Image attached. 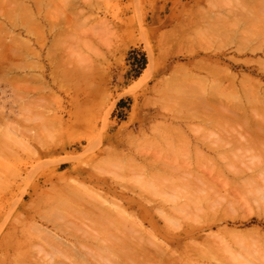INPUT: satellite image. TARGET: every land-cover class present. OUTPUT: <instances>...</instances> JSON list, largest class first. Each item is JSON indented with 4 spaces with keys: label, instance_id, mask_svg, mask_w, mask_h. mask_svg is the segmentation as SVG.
<instances>
[{
    "label": "rangeland",
    "instance_id": "rangeland-1",
    "mask_svg": "<svg viewBox=\"0 0 264 264\" xmlns=\"http://www.w3.org/2000/svg\"><path fill=\"white\" fill-rule=\"evenodd\" d=\"M4 1L0 264H264V0Z\"/></svg>",
    "mask_w": 264,
    "mask_h": 264
},
{
    "label": "bare ground",
    "instance_id": "bare-ground-1",
    "mask_svg": "<svg viewBox=\"0 0 264 264\" xmlns=\"http://www.w3.org/2000/svg\"><path fill=\"white\" fill-rule=\"evenodd\" d=\"M0 1H1V0H0ZM5 1H7V0H5ZM5 1H4V2H5ZM12 1H13V0H10V2H12ZM19 1H20V4H17V1L14 0V2H16V3H15V4H16L15 7H17V5H21V4L23 3V2H22L23 0H19ZM24 1H25V0H24ZM33 1H34V0H33ZM36 1H37V0H35V2H36ZM2 2H3V1H2ZM7 2H8V1H7ZM10 2H8V3H9L8 6L10 5ZM12 3H13V2H12ZM2 4H3V3H2ZM2 4H1V5H2ZM15 4H12L13 6L11 5V7L13 8ZM1 5H0V6H1ZM3 6H4V4H3ZM21 6H22V7H20V6H19V7H20V8L25 7V9H26V8H30L28 5H27V6H28V7H27L26 4H24V3H23ZM248 7H249V6H248ZM4 8H8V7H6V5H5ZM17 8H18V7H17ZM252 8H253V7H252ZM25 11H26V10H25ZM30 15H31V14H30ZM32 15H33V14H32ZM28 19H29V18H28ZM35 19H36V18H35L34 16H31V21H32L31 23H32L34 26H36L35 29L40 25V27H39L40 30H42V31L44 32V29H43V28H44L45 26L42 27L41 24H39V25L37 26V24L39 23V21H38V23H37V21H35ZM27 21H28V20H27ZM28 22H29V21H28ZM35 22H36L37 24H36ZM40 23H41V22H40ZM33 25H32V27H33ZM29 26H30V25H29ZM32 27H27V29H28V28L30 29V28H32ZM33 28H34V27H33ZM39 28L36 29V30H38V32H39ZM41 28H42V29H41ZM29 29H28V30H29ZM35 29H34V30H35ZM32 30H33V29H32ZM30 31H31V29H30ZM30 31H29V32H30ZM42 31H40L41 34H43ZM40 32H39V33H40ZM30 33H31V32H30ZM30 33H29V34H30ZM31 35H32V33H31ZM34 35H35V34H34ZM34 35H33V36H34ZM38 36H40V35L38 34ZM43 36H45V35H42V36H41V39H43V38H42ZM35 37H37V36L35 35ZM170 37H171V36H170ZM170 37H169V38H170ZM165 38H166V37H165ZM167 38H168V37H167ZM170 39H172V37H171ZM22 42H23V41H22ZM166 42H167V40H166ZM23 43H25V41H24ZM182 43H183V42H182ZM21 45H23V44H21ZM25 45H26V43L24 44V46H25ZM27 45L29 46V44H27ZM27 45H26V46H27ZM29 47H30V46H29ZM1 48H2V47H1ZM24 48H25V47H24ZM2 49H3V48H2ZM2 49H1V50H2ZM21 49H22V48H21ZM26 49H27V48H26ZM32 51H33V50H32ZM33 52H34V51H33ZM21 53H22V52H21ZM30 53H31V52H30ZM1 54H2V53H1ZM34 55H35V54H34ZM3 56H4V55H3ZM154 66H155V61H154L153 56H151L150 64H149L148 68L146 69L145 74H144V76H143V79H144V80L150 78V76L152 75V71H153V69H154ZM212 68H213V67H212ZM215 68H216V67H215ZM213 70H214V69H213ZM217 70H218V69H217ZM215 71H216V70H215ZM215 71H214V72H215ZM25 75H26V74H25ZM26 76H27V75H26ZM19 77H20V76H19ZM22 77H24V76H22ZM27 77H28V76H27ZM28 78H29V77H28ZM28 78H27V79H28ZM23 79H25V78H23ZM23 79H22V80H23ZM27 79H25V80H27ZM20 80H21V79H20ZM25 80H24V81H25ZM18 82H19V81H17V83H18ZM20 83H21V81H20ZM18 86H19V85H18ZM20 88H22L21 85H20ZM24 88H25V89H24V91H25V90H26V87L24 86ZM27 88H28V87H27ZM22 90H23V88H22ZM26 94H27V93H26ZM28 96H29V95H28ZM26 97H27V95H26ZM23 99H24V98H23ZM25 99H26V98H25ZM168 104H169V103H168ZM259 108H260V107H259ZM262 108H263V107H262ZM257 109H258V108H257ZM259 110H260V109H259ZM261 111H262V109H261ZM263 113H264V110H263ZM257 127H258V126H257ZM257 127H256V128H257ZM247 128H248V127H247ZM258 130H259V128H258ZM258 130H257V131H258ZM246 131H248V130H246ZM258 132H259V131H258ZM154 133H155V132H154ZM252 136H253V135H252ZM244 137H245V136H244ZM253 138H254V137H253ZM251 139H252V138H251ZM258 139H260V138L258 137ZM248 142H249V141H248ZM261 142H262V141H261ZM246 143H247V142H246ZM250 143H253V142H250ZM262 143H263V142H262ZM196 149H197V148H196ZM211 149H212V148H211ZM203 154H204V153H203ZM205 159H206V158H205ZM222 171H223V170H222ZM222 171H221V172H222ZM261 179H262V178H261ZM253 189H254V188H253ZM256 195H257V194H256ZM94 197H95V196H94ZM94 197H92V198H94ZM100 199L102 200V201H101L102 204H104V206L106 207L105 204H107V202H105L104 199H102V198H100ZM97 200H98V199H97ZM106 201H107V200H106ZM163 201L165 202L166 200L163 199ZM104 202H105V203H104ZM166 202H167V201H166ZM166 202H165V203H166ZM68 206H69V205H68ZM108 207H109V206H108ZM115 208H118V207L115 206ZM231 209H232V208H231ZM115 210H116V212H120V211H118V209H115ZM120 213H121V212H120ZM169 220H171V219H169ZM134 222H135V221H134ZM135 226H136V225H135ZM140 226H141V225H140ZM60 228H61V227H60ZM136 228H137V227H136ZM139 228H140V227H139ZM137 229H138V228H137ZM61 230H62V229H61ZM138 230H139V229H138ZM141 231H142V230H141ZM47 232H48V231H47ZM47 232H46V233H47ZM48 234H50V233H48ZM152 236H153V235H152ZM53 237H54V236H53ZM91 237H92V236H91ZM51 238H52V237H51ZM55 238H56V237H55ZM55 238H54V239H55ZM57 239H58V238H57ZM150 239H151V238H150ZM153 239H154V238H152L151 240H153ZM58 241H59V240H58ZM125 241H127V240H125ZM139 242H140V241H139ZM143 242H144V241H143ZM143 242H142V243H143ZM59 243H60V242H59ZM140 243H141V242H140ZM142 243H141V244H142ZM120 244H121V242H120ZM126 244H128V243H126ZM60 245H61V244H60ZM116 245H117V244H116ZM153 245H154V243H153ZM157 245H158V244H157ZM157 245H156V246H157ZM62 246H63V245H62ZM135 246H136V245H135ZM156 246H155V247H156ZM158 247H159V246H158ZM128 248H129V246H128ZM136 248H139V247L137 246ZM136 248H135V249H136ZM139 249H141V247H140ZM143 249H144V248H143ZM156 249H157V248H156ZM117 251H118V250H117ZM110 252H111V251H110ZM135 252H137V249H136ZM140 252H141V251H140ZM157 252H158V251H157ZM159 252H160V251H159ZM85 253H86V251H85ZM87 253H88V252H87ZM114 253H115V251H114ZM137 253H138V252H137ZM102 254H103V253H102ZM132 254H133V253H132ZM134 254L136 255V253H134ZM140 254H141V253H140ZM145 254H146V253H145ZM103 255H104V254H103ZM119 255H120V254H119ZM160 255H161V254H160ZM162 255H163V253H162ZM99 256H100V255H99ZM101 256H102V255H101ZM123 256H124V255H123ZM128 256H129V254H128ZM128 256H126L127 259H128ZM138 256H139V254H138ZM144 256H145V255H144ZM157 256H159V255H157ZM104 257H105V256H104ZM121 257H122V256H121ZM121 257H120V258H121ZM160 257H161V256H160ZM235 257H236V256H235ZM235 257H234V258H235ZM110 258H111V257H110ZM123 258H124V257H123ZM136 258H137V257H136ZM236 258H237V257H236ZM131 259H132V258H131ZM238 259H239V258H238ZM125 260H126V259H125ZM155 260H156V259H155ZM130 261H131V260H130ZM130 261H129V263L131 264ZM134 261H135V259H134L132 262L134 263ZM243 261H244V260H243ZM246 261H247V260H246ZM116 262H117V261H116ZM124 262H125V261H124ZM250 262H251V261H250ZM250 262L247 261V264H248V263L250 264ZM251 263H252V262H251ZM242 264H243V263H242ZM245 264H246V263H245ZM252 264H253V263H252Z\"/></svg>",
    "mask_w": 264,
    "mask_h": 264
},
{
    "label": "crops",
    "instance_id": "crops-1",
    "mask_svg": "<svg viewBox=\"0 0 264 264\" xmlns=\"http://www.w3.org/2000/svg\"><path fill=\"white\" fill-rule=\"evenodd\" d=\"M157 9H160V8H157ZM157 11H158V10H157ZM155 16H156V18H155V20H154V23L157 24V23L160 22V17H159V15H155ZM137 79H139V77H137Z\"/></svg>",
    "mask_w": 264,
    "mask_h": 264
}]
</instances>
